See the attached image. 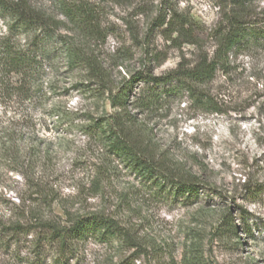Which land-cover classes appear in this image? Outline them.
<instances>
[{"label": "rangeland", "instance_id": "rangeland-1", "mask_svg": "<svg viewBox=\"0 0 264 264\" xmlns=\"http://www.w3.org/2000/svg\"><path fill=\"white\" fill-rule=\"evenodd\" d=\"M31 1L60 17L52 0ZM86 1L99 14L97 32L87 37L66 23L62 33L97 55L118 85L136 72L164 75L179 64L191 67L202 52L211 54L213 29L230 0ZM250 1L251 9L264 10V0ZM171 16L194 25L196 43L173 41L175 33L158 22ZM6 27L0 17V32ZM17 40L24 44L25 34ZM60 51V45L50 44L40 58L43 86L33 98V126L20 138L26 146L32 141L49 149L34 172L53 201L49 205L33 193L27 163L23 176L0 145V264H264V45L234 47L218 66L209 91L220 112L199 107L186 94H163L168 85L138 81L129 91L130 101L141 89L162 93L149 110L129 108L146 125L158 154L203 184L189 200L155 189L119 158L106 155L96 136L81 131L87 113L100 112L103 104L110 108L93 96L85 67L68 66ZM53 106L74 114L59 121ZM88 214L115 218L129 239L89 237L64 255L56 245L38 242L35 218L63 222ZM17 224L26 225L27 233L11 234Z\"/></svg>", "mask_w": 264, "mask_h": 264}, {"label": "trees", "instance_id": "trees-1", "mask_svg": "<svg viewBox=\"0 0 264 264\" xmlns=\"http://www.w3.org/2000/svg\"><path fill=\"white\" fill-rule=\"evenodd\" d=\"M52 1L61 18L36 7L31 0H0V17L7 22L6 32H0V145L11 155L23 176L26 175L24 165L27 163V179L35 187L33 193L43 195L51 205L53 199L50 193L38 186L34 172L47 158L49 149H41L39 143L32 141H27L26 146L20 138L25 134L29 136L28 130L33 126V98L43 86L39 80L42 68H37L40 58L49 45L54 44L60 45V52L68 66L85 67L86 80L95 86L93 96L110 108L107 111L103 104L100 112L97 108L95 112L87 113L85 122L79 126L81 131L96 136L106 155L119 158L127 168L152 183L155 189L162 191L167 188L174 197L194 199L198 190L203 188L199 178L172 166L166 155L158 154L150 142L146 125L137 117V111L132 112L129 108L149 110L160 100L162 93L152 88L141 89L130 101L129 91L138 81L152 86L168 85L163 94H186L199 107L220 112L210 94L209 85L220 69L218 66L226 64L234 47L251 43L264 45V10L251 9L250 0H230L223 18L213 29L215 47L211 54L200 53L189 68L179 64L164 75L136 72L126 82L115 85L97 55L81 48L67 32L62 33L66 23L71 24V30L87 37L96 33L100 24L96 8L86 0ZM158 22L165 24V30L170 34L175 33L173 41L194 44L198 39L196 28L186 17L171 16L167 21L163 17ZM19 34H25L24 44L17 40ZM51 110L62 122L74 114L66 106H53ZM242 185L247 187L248 182L244 180ZM229 217L230 214L226 216L225 223L231 220ZM34 221L40 231L38 242L56 245L63 255L75 243L89 237L100 241L129 239L124 226L115 218L103 214L70 216L63 222L43 217ZM9 230L11 234L27 233L26 225H13Z\"/></svg>", "mask_w": 264, "mask_h": 264}]
</instances>
